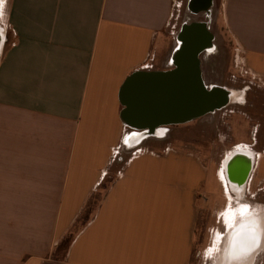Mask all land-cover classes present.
I'll return each instance as SVG.
<instances>
[{"label": "crops", "instance_id": "1", "mask_svg": "<svg viewBox=\"0 0 264 264\" xmlns=\"http://www.w3.org/2000/svg\"><path fill=\"white\" fill-rule=\"evenodd\" d=\"M184 1L0 2L13 41L0 56V264H192L209 168L188 147L155 146L166 130L129 144L120 99L134 72L173 64L176 48L159 58L157 45ZM222 13L264 83V0H225ZM253 127L255 141L233 145L258 154L249 193L264 186Z\"/></svg>", "mask_w": 264, "mask_h": 264}, {"label": "rangeland", "instance_id": "2", "mask_svg": "<svg viewBox=\"0 0 264 264\" xmlns=\"http://www.w3.org/2000/svg\"><path fill=\"white\" fill-rule=\"evenodd\" d=\"M224 3L225 0H217V6L212 13L213 16L208 19V21L212 20L210 26L213 28L216 37V49L214 48L213 51L202 56V72L207 84L220 83L226 85L235 90L237 94L239 93L241 99H237L228 108L222 109L214 115L173 127L166 140L151 141L159 148L168 144L174 148L188 147L189 150L199 155L203 163L209 168L206 195L202 204L205 210L197 227L199 243L192 264H216L222 251L223 239L234 223L233 219L237 217L236 211L238 209L251 207V211L249 209L246 213H262L264 215V189L259 191L260 187L264 188L263 185L257 184L258 182L254 183L250 190L251 193H249L248 185L243 198L236 199L238 197L232 196L228 187L226 192L223 190L224 188L216 173L217 171L221 172L220 176L223 179L222 161L234 148L233 145L239 142L252 143L255 141L253 125L260 123L264 126V89L260 87L258 80L256 82L251 76L242 74L235 68L236 45L223 22ZM186 5L185 0L181 8L176 7L174 24L168 27L166 36L160 38L157 45L159 58L169 56L171 47L177 46L176 36L182 19L184 17L197 19L188 11ZM200 18L205 19L203 15ZM0 25L6 32L7 42L3 49V52H6L12 46L13 41L10 31H6L5 16L0 15ZM175 25H177L176 29L173 28ZM171 32L175 34L173 35ZM161 66H163V62L160 63L159 67ZM255 98H257L258 104L251 107L250 102ZM134 151L135 149L125 148L119 155H122L124 160H128L134 155ZM225 193H227V198ZM220 215L223 216L220 218ZM68 242L69 239L63 242L62 251L65 250ZM255 264H264V250L257 256Z\"/></svg>", "mask_w": 264, "mask_h": 264}, {"label": "water", "instance_id": "3", "mask_svg": "<svg viewBox=\"0 0 264 264\" xmlns=\"http://www.w3.org/2000/svg\"><path fill=\"white\" fill-rule=\"evenodd\" d=\"M212 6L213 0L189 3L194 14H209ZM184 34L185 39L179 40L181 44L172 56L174 72L140 70L130 75L121 89L122 120L128 128L140 133L139 143L162 134L163 126L192 122L234 103L235 90L209 88L205 83L201 54L215 47V36L207 24L187 26ZM6 42L0 36V49ZM254 158L257 159L255 155ZM246 184L247 180L243 187Z\"/></svg>", "mask_w": 264, "mask_h": 264}, {"label": "flooded vegetation", "instance_id": "4", "mask_svg": "<svg viewBox=\"0 0 264 264\" xmlns=\"http://www.w3.org/2000/svg\"><path fill=\"white\" fill-rule=\"evenodd\" d=\"M189 3H190V0H186L187 9L192 14V16L197 17V19L193 20L191 18H186V17H184V19H182V21L180 22L181 24H180V27H179V32H178V34L176 36L177 46L175 48L180 46L181 43H180L179 40L183 41L185 39V34L184 33H185V30H186L187 26H191V25L195 26V25L207 24L208 29L215 36V34L213 32V28L210 26V22H212V20L208 21V19L212 18V16H213L212 13H213L214 8L217 6V0H213V6L210 9V13L209 14L207 12H202V13H199V14L192 13L190 11V9H189ZM202 15L207 20L200 18V16H202ZM179 18H180V16H179ZM179 20H181V19H179ZM177 25H179V22H177ZM177 25H175L173 28L176 29ZM174 34L175 33L173 32V35ZM215 40H216V37H215V39L213 41L214 46H215ZM214 48L216 49V46ZM207 52H210V51H204L201 54V60H202V56L205 53H207ZM175 70H176V66L174 64H172L170 67H168V68H166V69H164L162 71H166V72L172 71V72H174ZM205 83H206V81H205ZM206 85L209 88H211V87H220V88H225V89H228V90H233V89H231L230 87H228L226 85H221L220 83H218V84L216 83V84H212V85H209V84L206 83ZM226 108H228V107H226ZM217 112H219V111H217ZM217 112L212 113V114H208L206 116L214 115ZM206 116H204V117H206ZM204 117L195 119L193 121L202 119ZM188 123H191V122H188ZM188 123H184V124H169V125L163 126L162 128H165L166 132L170 133L172 131L173 127L180 126V125H185V124H188ZM163 133L164 132H162V134ZM135 136H139V134L137 133V135L135 134V135H132V136L127 138V141H128L129 144H131V140ZM254 155L258 159V154L256 152H253L252 150L244 149V148H236V149L233 148L232 152L230 151L224 157V159L222 161V165H223L222 171H225V174L223 172V174H224L223 177H224V180H225V182L227 184L229 193L232 196H234V197L241 196L243 198V196L246 193V190L248 189V185L251 186V182L254 180V177H255L254 174L256 172V163H257V159L254 158ZM246 180H247L246 187H243V185L245 184ZM230 182H232V185L230 184ZM241 183H243V184H241ZM247 210H249V208ZM261 215H262V213L261 214H254V213L252 214L251 213L248 216H246V215L245 216L244 215L239 216V218L235 221V224H233L231 226L232 228L230 227L228 229L226 237H225V239H223L224 243L222 245V248L225 245L226 241L228 240L227 238H228L229 234L231 233V235L229 236V241H227L228 243H230L229 246L231 245L234 250H239L241 254L252 252L256 248L255 240H256L257 236L256 237L245 238L244 237L245 234L246 235L248 234L245 231V228L250 229L249 232L252 233L255 236L256 235V221L255 222L254 221L253 222H249V223L247 221V224H244V225H242V224L246 223V220L249 219V218H263L264 215H262V216ZM263 250H264V242H263V249L255 256L254 261H253L252 264L256 263L257 256L260 253H262ZM219 260H220V256H219V259L216 262V264H218Z\"/></svg>", "mask_w": 264, "mask_h": 264}, {"label": "bare ground", "instance_id": "5", "mask_svg": "<svg viewBox=\"0 0 264 264\" xmlns=\"http://www.w3.org/2000/svg\"><path fill=\"white\" fill-rule=\"evenodd\" d=\"M4 6V4H3ZM0 36L2 37L3 43L5 42L6 39V34L4 32V30L2 29V27L0 26ZM4 49V44L2 46V48L0 49V56L3 52ZM236 92V91H235ZM237 93V92H236ZM233 95V99L234 101L240 97L239 93ZM241 197V196H239ZM262 216V215H261ZM249 222H255L256 221V235L254 236L252 233H250V229L245 228V231L248 233L247 235L245 234V238H250V237H256L255 240V244H256V248L250 252V253H245V254H241L239 250H234L232 248V246L228 243L227 241H229V236L231 235V233L228 236V240L226 241L225 245L222 248V252L220 254V260L218 262V264H252L254 261L255 256L263 249V242H264V217L263 218H249L246 220L247 224ZM244 230V229H243ZM247 240V239H246Z\"/></svg>", "mask_w": 264, "mask_h": 264}, {"label": "built area", "instance_id": "6", "mask_svg": "<svg viewBox=\"0 0 264 264\" xmlns=\"http://www.w3.org/2000/svg\"><path fill=\"white\" fill-rule=\"evenodd\" d=\"M235 50H236L235 59H234L235 68L238 69L242 74L251 76L253 80H256V81L258 80L260 85L261 84L264 85V83L262 82V79L260 77L253 75L252 72L247 68L246 63H245V58H244V54H245L244 50L237 45H236Z\"/></svg>", "mask_w": 264, "mask_h": 264}, {"label": "snow or ice", "instance_id": "7", "mask_svg": "<svg viewBox=\"0 0 264 264\" xmlns=\"http://www.w3.org/2000/svg\"><path fill=\"white\" fill-rule=\"evenodd\" d=\"M0 2H2V0H0Z\"/></svg>", "mask_w": 264, "mask_h": 264}, {"label": "trees", "instance_id": "8", "mask_svg": "<svg viewBox=\"0 0 264 264\" xmlns=\"http://www.w3.org/2000/svg\"><path fill=\"white\" fill-rule=\"evenodd\" d=\"M97 201H95V203H96Z\"/></svg>", "mask_w": 264, "mask_h": 264}]
</instances>
